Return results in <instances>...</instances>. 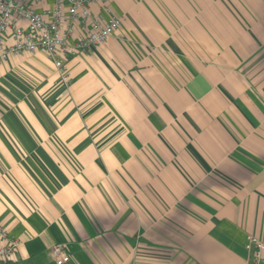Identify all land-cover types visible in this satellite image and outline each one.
<instances>
[{"label": "crops", "instance_id": "0c3cea01", "mask_svg": "<svg viewBox=\"0 0 264 264\" xmlns=\"http://www.w3.org/2000/svg\"><path fill=\"white\" fill-rule=\"evenodd\" d=\"M107 1L121 28L64 72L42 50L0 64V225L20 240L0 264H57L58 243L65 264H251L264 0Z\"/></svg>", "mask_w": 264, "mask_h": 264}, {"label": "built area", "instance_id": "2783aa9c", "mask_svg": "<svg viewBox=\"0 0 264 264\" xmlns=\"http://www.w3.org/2000/svg\"><path fill=\"white\" fill-rule=\"evenodd\" d=\"M103 2L104 13L93 5ZM107 0H0V64L11 55L44 51L64 72L65 61L85 49L103 45L122 26V17L111 16ZM88 28L77 34L75 26ZM66 78V77H64ZM0 263L12 257L20 240L0 225ZM253 252L251 264H262L264 242L250 235L246 245ZM57 264L70 261L63 244L50 249Z\"/></svg>", "mask_w": 264, "mask_h": 264}]
</instances>
